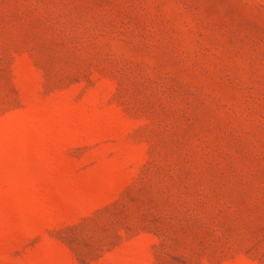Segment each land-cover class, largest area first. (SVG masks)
Instances as JSON below:
<instances>
[{
	"label": "rangeland",
	"instance_id": "rangeland-1",
	"mask_svg": "<svg viewBox=\"0 0 264 264\" xmlns=\"http://www.w3.org/2000/svg\"><path fill=\"white\" fill-rule=\"evenodd\" d=\"M0 264H264V0H0Z\"/></svg>",
	"mask_w": 264,
	"mask_h": 264
}]
</instances>
